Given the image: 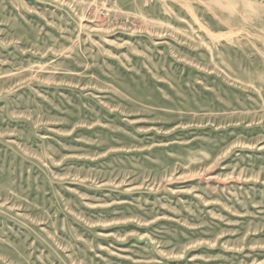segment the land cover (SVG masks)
Here are the masks:
<instances>
[{"label":"rangeland","instance_id":"rangeland-1","mask_svg":"<svg viewBox=\"0 0 264 264\" xmlns=\"http://www.w3.org/2000/svg\"><path fill=\"white\" fill-rule=\"evenodd\" d=\"M0 264H264V0H0Z\"/></svg>","mask_w":264,"mask_h":264}]
</instances>
